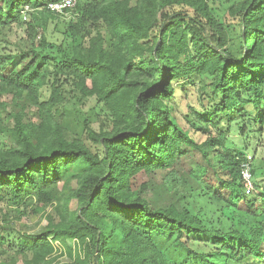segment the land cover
Returning <instances> with one entry per match:
<instances>
[{
    "label": "trees",
    "instance_id": "trees-1",
    "mask_svg": "<svg viewBox=\"0 0 264 264\" xmlns=\"http://www.w3.org/2000/svg\"><path fill=\"white\" fill-rule=\"evenodd\" d=\"M54 1L0 0V32L24 25L28 41L0 56V136L13 142L0 147V207L35 200L38 214L60 184L75 187L38 236L10 240L0 219V258L16 247L48 264L53 241L74 240L70 264H264V179L246 196L248 154L222 152L231 132L264 128V0H77L49 31L64 19L47 10ZM217 2L229 4L224 21ZM178 82L198 90L189 130L173 114ZM70 95L100 106L97 131L83 122L66 137L57 118ZM191 152L207 167L181 178L174 167ZM154 171H168L178 206L152 208L132 187Z\"/></svg>",
    "mask_w": 264,
    "mask_h": 264
},
{
    "label": "rangeland",
    "instance_id": "rangeland-1",
    "mask_svg": "<svg viewBox=\"0 0 264 264\" xmlns=\"http://www.w3.org/2000/svg\"><path fill=\"white\" fill-rule=\"evenodd\" d=\"M228 6L229 4L223 2H217L212 5L214 15L218 20H226L225 17L227 15ZM68 19L70 18L60 19L51 24L49 31L53 26L61 30L65 23L69 22ZM232 22L233 25H235L236 33H238L239 28L235 20ZM26 38L24 25L14 26L0 32V56L16 54L21 49L27 48L28 41ZM175 87L177 93L173 102V114L180 126L189 130L185 116L194 118L191 110L201 109L198 99V90L186 82H178ZM47 96L48 93L45 92L43 98L46 99ZM69 97L67 103L64 104L60 119L57 118L64 128L66 137L70 138L81 135L83 122L89 125L92 130L97 131L104 118L103 112L100 111V106L96 105L93 98L78 99V97L72 98L71 95ZM3 101L8 102L9 98L5 97ZM0 111L3 112L5 117L6 112L2 111L1 108ZM7 124L10 127L12 125L10 121ZM195 139L202 142L205 137L202 134H197L195 135ZM11 145H13V142L7 135L4 137L0 136L1 148L6 149ZM226 150H229V153L232 155L238 152H244L252 156L254 181L258 182L260 179H264V128L262 131H258L250 127L249 133L243 136L239 135V133L231 132L226 137L225 144L222 147V152ZM194 164L207 167V164L201 159L198 153L191 152L175 165L174 170L181 178H185L191 166H194ZM167 175L168 171H154L148 174L140 173L132 179L131 185L136 191H141L142 187H144V190L141 191V195L152 208H165L172 204L177 205L178 195L169 193L164 185V182L168 179ZM207 178L215 181L211 171H208ZM74 187V182L65 186L60 184L58 186L56 200L44 206L38 214L32 212V209L38 207L35 200L29 203L26 208L23 207L22 204L17 206L12 203L2 205L0 207V219L3 226L11 230L9 231V233H11L9 239L14 240L18 236H38L44 231L48 223H57L62 213V207L66 205L65 196L69 189ZM67 207L68 212H73L77 207L76 201L73 200L68 202ZM19 212H22V214L19 215ZM53 247V253L47 258L48 264H70L75 253L78 252V245L74 240H67L64 244L53 241ZM15 250H17L16 247L8 249L5 256L0 258V261H11L13 259L15 260V264H26V261L31 260L30 255L17 256ZM69 252H71V255Z\"/></svg>",
    "mask_w": 264,
    "mask_h": 264
},
{
    "label": "built area",
    "instance_id": "built-area-1",
    "mask_svg": "<svg viewBox=\"0 0 264 264\" xmlns=\"http://www.w3.org/2000/svg\"><path fill=\"white\" fill-rule=\"evenodd\" d=\"M77 0H55L48 4L47 10L61 18H71L70 11L76 6ZM27 12H23L22 21L27 20ZM252 160L253 157L246 155L245 159L240 163V177L243 190L246 196H252L255 193L253 176H252Z\"/></svg>",
    "mask_w": 264,
    "mask_h": 264
},
{
    "label": "water",
    "instance_id": "water-1",
    "mask_svg": "<svg viewBox=\"0 0 264 264\" xmlns=\"http://www.w3.org/2000/svg\"><path fill=\"white\" fill-rule=\"evenodd\" d=\"M244 38V37H243Z\"/></svg>",
    "mask_w": 264,
    "mask_h": 264
}]
</instances>
